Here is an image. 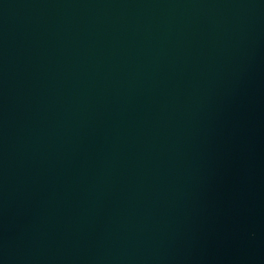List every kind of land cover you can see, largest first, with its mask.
Instances as JSON below:
<instances>
[{"label":"water","instance_id":"1","mask_svg":"<svg viewBox=\"0 0 264 264\" xmlns=\"http://www.w3.org/2000/svg\"><path fill=\"white\" fill-rule=\"evenodd\" d=\"M0 264H264V0H0Z\"/></svg>","mask_w":264,"mask_h":264}]
</instances>
